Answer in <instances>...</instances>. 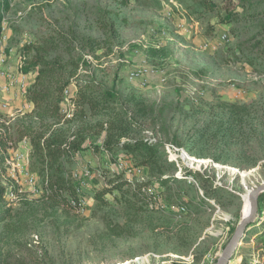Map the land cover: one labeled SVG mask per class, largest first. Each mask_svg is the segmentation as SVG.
Masks as SVG:
<instances>
[{"label":"rangeland","instance_id":"374dc122","mask_svg":"<svg viewBox=\"0 0 264 264\" xmlns=\"http://www.w3.org/2000/svg\"><path fill=\"white\" fill-rule=\"evenodd\" d=\"M174 1L176 5L169 0H0L1 7L9 5L0 22V104L4 93L21 94L23 76L33 81V75L23 70L26 45L40 35L69 32L71 26L77 33L104 39L97 22L111 11L118 31L113 44L106 43L95 54L74 44L73 56L81 61L92 58L79 70L80 77H92L144 105L147 115L142 127L133 129L137 137L152 136L165 143L177 139L191 156L209 160L202 172L241 197L242 220L249 193L264 183V146L250 133L252 124L261 128L264 124V75L240 62H226L227 49L237 40L229 26L214 16L190 19L184 3ZM251 1V12L258 14L250 23L253 30L264 21V0ZM132 72L140 74L130 81ZM220 102L249 107L247 124L238 137L222 139L219 124L227 113ZM98 144L101 137H91L73 167V172H80L82 166L91 171L83 190L86 209L58 213L54 222H46L37 235L29 236L30 245L21 255L44 264H216L239 224L238 205L223 208L211 200L213 208L204 206L184 215L182 206L169 204L159 194L150 205L154 211L133 216L123 214L113 196L107 195L111 206L98 211L94 194L108 183L113 173L107 165L118 157L96 151ZM183 163L192 165L188 160ZM189 178L197 182L193 174ZM19 181L23 190H35L24 176ZM151 188L163 190L158 185ZM196 192L202 196L198 183H193L184 199L190 200ZM105 219L128 225L130 235H110ZM242 257L264 261V202L229 264L241 262Z\"/></svg>","mask_w":264,"mask_h":264},{"label":"trees","instance_id":"16d2710c","mask_svg":"<svg viewBox=\"0 0 264 264\" xmlns=\"http://www.w3.org/2000/svg\"><path fill=\"white\" fill-rule=\"evenodd\" d=\"M176 1L184 3V11L190 19L204 21L214 16L218 23L229 26L237 40L227 49L230 56L226 62H240L264 75V21L257 22L256 30H251L250 23L258 15L251 12V0ZM1 6L0 22L3 11L9 9V5ZM105 13L97 22L104 39L77 33L71 26L69 32L40 35L24 48L23 70L33 75L25 97L33 107L13 116L0 111V264H44L41 260L29 261L21 253L30 245L29 236L37 235L46 222H54L52 219L58 213L77 211L73 202H80V181L74 178L73 167L78 154L95 136H103L101 144L94 148L96 151L106 152L112 159L125 154L136 166L148 170L146 180L134 182L125 179L121 173H113L108 183L94 194L98 211L111 206L107 195H112V201L123 214L141 215L154 211L150 205L162 194L160 197L169 204L184 206L185 212L181 213L184 215L198 212L204 206L213 208L211 200L223 208L238 205L237 223L241 220L239 195L219 187L209 174L186 166H182V177L177 176L179 167L167 158L165 142L134 134L133 129L142 127V120L147 115L141 102L135 101L134 97H125L116 88L107 87L92 77H80L79 70L82 65H87V60L81 61L71 54L74 44L95 54L117 38L118 31L110 17L113 12ZM193 74L200 75L199 72ZM71 85L76 86L72 97L74 116L65 118L62 102L65 90ZM219 106L227 113L226 120L219 124L222 139L238 137L240 129L247 124L245 117L250 115L249 107L226 102H220ZM260 125L263 127L252 124L250 133L255 135L258 145L264 146V124ZM24 140L31 145L29 169L39 180L40 192L36 196L6 176V158ZM174 144L181 145L177 139ZM191 174L196 176L202 196L196 192L190 200H185L187 189L193 188V183L186 180ZM157 185L163 190H151ZM262 202L264 193L259 196L258 212ZM104 222L110 235H130L128 225L107 219ZM252 224L245 232L249 233ZM237 264H264V261L255 263L242 257Z\"/></svg>","mask_w":264,"mask_h":264},{"label":"built area","instance_id":"2783aa9c","mask_svg":"<svg viewBox=\"0 0 264 264\" xmlns=\"http://www.w3.org/2000/svg\"><path fill=\"white\" fill-rule=\"evenodd\" d=\"M171 3L175 4L176 2L174 0H169ZM176 5V4H175ZM171 10V8H170ZM172 11V10H171ZM228 36L226 33L223 34L222 38L226 39ZM206 48H209V44H206ZM214 48H216L214 46ZM85 59L87 62H92L91 56H85ZM83 69V65L81 66L80 70ZM139 73H134L132 72L129 75L130 81H133ZM31 82L27 76L22 77V86L24 90H21V93L26 95L27 89L30 86ZM76 92V86L71 85L65 90L64 93V100L62 102V112L65 115V118H72L74 116V102L72 100L73 95ZM26 99V97H25ZM32 106V104H31ZM147 138H154L155 137L149 136ZM27 144H30L28 140H24L22 143H20L18 149L12 150L9 152L8 157L6 158L5 164L8 167V175L11 180L14 182L18 183L21 186V182L19 181V176H24L25 182L33 186L35 190L32 191L33 195H38L40 192V188L38 186V176L35 173H32L29 169V156L31 150L27 149ZM164 150L167 154V158L175 162L177 166L180 168V170L177 172V176L182 177V167L181 163L183 164L182 166H186L190 169L193 170H199V171H204L208 164L209 160L206 159H198L194 156H191L186 150H183L180 148L178 145L172 143V142H167L164 143ZM185 160H188L191 162V166L185 165L183 162ZM22 163V165L20 164ZM196 163V164H195ZM107 169L111 171L112 173H121L124 175V178L134 182L135 180H146L148 178V170L146 167L143 166H136L131 158L125 154H120L117 159L111 161L107 165ZM100 175V172H98ZM74 178L80 181V184L78 186V192L81 195L80 202L78 204L74 205L77 208V211L83 212L86 207H87V199L85 197V194L83 190L85 189L84 187L87 186L85 178H90L91 177V171L89 170L88 166H82V169H80V172H73ZM188 182L191 183H197L193 178L190 180L189 176L186 177ZM31 193V192H30ZM182 210L185 211V207H181Z\"/></svg>","mask_w":264,"mask_h":264},{"label":"water","instance_id":"95a60500","mask_svg":"<svg viewBox=\"0 0 264 264\" xmlns=\"http://www.w3.org/2000/svg\"><path fill=\"white\" fill-rule=\"evenodd\" d=\"M264 193V183L257 186L250 192L251 210L248 216L243 217L239 222L232 238L224 248L222 254L217 260L216 264H229L233 259V255L245 234L247 227L252 224L258 214L259 196Z\"/></svg>","mask_w":264,"mask_h":264},{"label":"crops","instance_id":"0c3cea01","mask_svg":"<svg viewBox=\"0 0 264 264\" xmlns=\"http://www.w3.org/2000/svg\"><path fill=\"white\" fill-rule=\"evenodd\" d=\"M4 98L0 104V111L8 115H16L19 112H26L32 109L33 106L25 99L24 95L18 91L12 90L9 93H4ZM103 136L101 137V141ZM22 147V146H19ZM27 149L31 150V145L27 144Z\"/></svg>","mask_w":264,"mask_h":264},{"label":"bare ground","instance_id":"6f19581e","mask_svg":"<svg viewBox=\"0 0 264 264\" xmlns=\"http://www.w3.org/2000/svg\"><path fill=\"white\" fill-rule=\"evenodd\" d=\"M250 210H251V200H250V193H249L245 201L244 207H243V217L248 216Z\"/></svg>","mask_w":264,"mask_h":264}]
</instances>
